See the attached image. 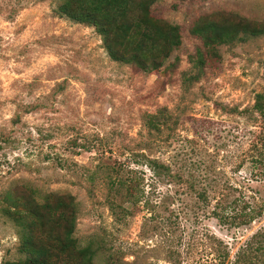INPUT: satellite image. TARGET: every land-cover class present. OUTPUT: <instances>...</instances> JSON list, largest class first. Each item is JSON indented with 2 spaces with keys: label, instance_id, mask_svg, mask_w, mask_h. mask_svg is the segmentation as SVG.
<instances>
[{
  "label": "rangeland",
  "instance_id": "1",
  "mask_svg": "<svg viewBox=\"0 0 264 264\" xmlns=\"http://www.w3.org/2000/svg\"><path fill=\"white\" fill-rule=\"evenodd\" d=\"M57 4L0 0V190L20 181L72 195L74 237L101 247L95 264L109 254L114 264H232L264 230V214L220 224L212 210L225 198L235 210L264 205V169L251 163L264 150L263 122L250 111L264 94V36L220 47L189 87L181 72L194 73L187 58L201 49L189 33L195 20L214 12L264 20V0L156 1L151 16L178 25L181 44L164 65L174 67L145 74L110 60L93 27L58 16ZM160 108L169 130L148 132L144 116ZM147 159L193 179L195 191L153 174ZM121 167L142 190L135 207L109 181ZM17 246L14 225L0 217V264L19 258Z\"/></svg>",
  "mask_w": 264,
  "mask_h": 264
},
{
  "label": "trees",
  "instance_id": "2",
  "mask_svg": "<svg viewBox=\"0 0 264 264\" xmlns=\"http://www.w3.org/2000/svg\"><path fill=\"white\" fill-rule=\"evenodd\" d=\"M156 1L58 0L55 13L93 27L110 60L145 74L174 67L177 60L164 65L181 44L178 25L151 16L150 8ZM189 33L199 40L201 49H196L187 58L194 73L181 72L182 84L187 87L201 76L207 58H218L220 47H231L264 36V20L250 19L233 12H214L195 20ZM22 107L24 114L33 110L30 106ZM250 111L261 118L264 130L263 93L255 95ZM170 119L167 109L160 108L153 114H146L143 124L148 132L161 134L164 129L169 130L167 124ZM19 121V114H15L12 123L18 124ZM259 139L264 147V137ZM146 163L153 174L176 182L184 181L189 190L195 191L193 179L181 177L170 166L156 160L147 159ZM251 163L256 172L262 173L259 167L264 169V150ZM111 171L118 174L109 180L112 186L123 189L126 202L135 207L139 202L138 195L142 193L139 183L119 175L125 172L122 167ZM196 195L202 202H207L205 194L197 192ZM231 204L226 198L217 200L212 215L220 224L235 223L236 218L251 223L264 214V205L250 206L244 202L239 210H235ZM145 205L149 210L148 204ZM0 217L14 225L18 237L19 258L10 264H95L100 253L101 247L96 242L89 241L80 246L74 237L77 204L70 194H39L27 183L13 181L0 190ZM112 259L113 255L109 254L103 264H114ZM232 264H264V230L254 233L239 248Z\"/></svg>",
  "mask_w": 264,
  "mask_h": 264
}]
</instances>
